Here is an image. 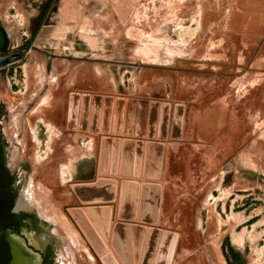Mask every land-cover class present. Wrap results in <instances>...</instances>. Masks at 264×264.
I'll list each match as a JSON object with an SVG mask.
<instances>
[{
  "label": "rangeland",
  "instance_id": "obj_1",
  "mask_svg": "<svg viewBox=\"0 0 264 264\" xmlns=\"http://www.w3.org/2000/svg\"><path fill=\"white\" fill-rule=\"evenodd\" d=\"M0 22L9 50H26L0 68V125L24 162L15 178L25 174L52 219L51 264H104L69 211L81 205L72 183L121 175V157L119 175L99 173L102 138H120L121 150L125 139L160 134L172 141L157 222L138 219L139 197L137 217L116 221L175 232L171 264H264V0H0ZM75 82L121 95L75 89L64 100ZM73 98L76 125L68 127ZM177 103L185 116L174 137ZM87 132L102 133L98 146ZM143 167L135 179H145ZM113 180L112 201L81 207L107 205L113 215L122 178ZM110 239L107 252L123 264Z\"/></svg>",
  "mask_w": 264,
  "mask_h": 264
},
{
  "label": "water",
  "instance_id": "obj_2",
  "mask_svg": "<svg viewBox=\"0 0 264 264\" xmlns=\"http://www.w3.org/2000/svg\"><path fill=\"white\" fill-rule=\"evenodd\" d=\"M0 50L3 51V49ZM25 54L26 50H19L9 54L0 55V68L23 58ZM123 103V98L120 97L117 99V106L119 108L118 127L121 125ZM177 108L176 122L178 121L177 124L179 126L176 128L177 133H175V135L180 133L183 118V104L177 103ZM73 125L74 120L71 118V113H69L68 127H72ZM128 140L130 143H124L121 161V175H125L130 170L128 165L130 164L131 148L134 141L132 139ZM104 143L105 142L103 141L100 151L101 171L105 170V166L108 163L106 151H103ZM118 143V138L113 139V144L115 145L114 151L118 149ZM142 144L143 142L141 140H136V147L140 151V155L137 156L136 159L138 167H140ZM163 147V143L158 141L146 143L143 170V176L146 178L145 181H142L140 185L137 181H122L119 193V212L117 214L119 218L132 219L135 217V204L137 197H139L138 219L152 224L157 222L161 195V185L157 183V180L160 177L161 172ZM115 162L116 156L112 157L110 164L114 166ZM138 172L139 171L136 173L137 176H139ZM18 185V179L12 178L5 168L0 142V264H7L10 254L9 247L3 236L4 229L18 228L21 224L20 219L10 212L11 204ZM116 186V181L110 177L103 178V176L97 177L96 180L90 182L78 181L72 183V189L79 203H81L80 206L78 204H75L74 206L71 205L73 207L69 211H72V214L74 215L75 222L73 221V223L81 234L84 233V235L88 237V241L91 245H102L97 251L100 254L106 252V247L97 234L92 231V225L85 213H87L89 218L98 227L102 237L106 240L110 228L109 219L111 208L107 205H85L84 211H82L81 206L91 202L112 201L117 195ZM144 231V227L133 224L130 226L127 222L114 221L112 223L110 244L118 253L123 264H131L132 253L133 263L135 264L142 245L143 251L141 253L139 264H152L153 260V264H169L174 254L177 234L171 230H162L153 225L147 229L146 233H144ZM89 235L92 236V239H90ZM160 235L161 240L156 254L155 251ZM105 259H108V264H117L109 253H104V255H102L103 262H105Z\"/></svg>",
  "mask_w": 264,
  "mask_h": 264
},
{
  "label": "flooded vegetation",
  "instance_id": "obj_3",
  "mask_svg": "<svg viewBox=\"0 0 264 264\" xmlns=\"http://www.w3.org/2000/svg\"><path fill=\"white\" fill-rule=\"evenodd\" d=\"M0 49H3V51L0 50V55L22 50H9L8 34L1 22ZM6 136L0 125V142L4 165L9 175L15 178L17 171L20 170L21 166H24V162L21 161L18 154L19 147L13 145L12 139ZM18 181L19 185L12 201L10 212L20 219L21 224L18 228H5L3 231V236L10 252L7 264H36L37 261L38 264H51L53 254L49 245L55 244L50 241L52 240V233L49 231V227L52 219L34 203L31 188L25 181V174H22ZM39 210L44 216L39 213ZM39 245L44 246L40 248ZM18 254L23 257L19 256L20 258H16Z\"/></svg>",
  "mask_w": 264,
  "mask_h": 264
},
{
  "label": "bare ground",
  "instance_id": "obj_4",
  "mask_svg": "<svg viewBox=\"0 0 264 264\" xmlns=\"http://www.w3.org/2000/svg\"><path fill=\"white\" fill-rule=\"evenodd\" d=\"M72 96H74V95H72ZM76 98H77V96H76ZM72 99V104H73V108L71 107L70 108V113H71V118L74 120V127H75V125H76V114H75V111H76V109H75V107H74V105H77V99ZM97 98L101 101V99H100V97H95L94 98V108H96L97 106H98V100H97ZM113 97L112 96H108L107 98H106V103H108L109 104V102H111L112 103V101H113V99H112ZM120 98V97H119ZM121 98H123V97H121ZM124 99V98H123ZM88 103H89V96H83V101H82V107H83V109H82V113H81V119H80V125H86L87 124V121H88V119L87 118H85L84 116H86V114H84L85 112H84V109H86L87 110V107H88ZM152 104H153V101H152ZM124 106H125V99H124V103H123V111H122V118H121V125H120V127H118V125H117V122H119V120H118V116H119V108L117 109V113H116V118H115V125H114V132L115 133H120V132H122V129H123V118H124ZM107 109V113H110V105L109 106H106L105 107V110ZM177 110H178V108H177ZM72 113H73V115H72ZM97 113H98V110L97 109H94V112H93V116H96L94 119H92V122H91V127H93V128H91V129H95V127H97L98 125H97ZM184 116H185V113H183V118H182V122H181V129H180V133L179 134H177V135H175V133H177V131L176 132H174V137H178V135L180 136L182 133H181V130H182V128H183V122H184ZM87 117V116H86ZM105 119V118H104ZM179 120V119H178ZM108 126H109V121L108 120H104V122H103V130H107V128H108ZM82 127V126H81ZM153 134H155V131H154V129L152 128V124L150 123V126H149V130H148V136H151V135H153ZM160 138L161 139H165L166 138V135H161L160 136ZM119 139V143H118V149L116 150V151H114V147H115V145L113 144V140L110 138V137H103L102 138V141H101V148H102V142L104 141L105 143H104V146H103V151L105 152L106 151V158H108V163H107V165L105 166V170L104 171H101V169H100V162H99V173H101V174H106V173H108V172H110V174L111 175H115L116 173H117V171H118V167H119V160H120V157H121V161H122V155L121 154H123V148H124V143L125 142H129V140L128 139H125L124 141H123V147H122V149L120 150V146H121V139L120 138H118ZM129 139H132V138H129ZM126 140H128V141H126ZM133 141H134V143H133V145H132V148H131V160L129 161V168H130V170H129V172L128 173H126L125 175H121L122 176V179L124 178V176H127V177H129V178H138V177H140L141 176V174H142V163H143V161H144V163H145V145L146 144H144V142H143V144H142V149H141V159H140V167H138L137 165V156H139L140 155V151H139V149L136 147V140L135 139H132ZM149 142H155V141H149ZM130 143V142H129ZM163 145H164V149H163V157H162V164H161V172H160V177L158 178V180H157V183H159L160 182V180H161V177H162V170H163V162H164V156H165V144L163 143ZM131 146V145H130ZM134 147H136L135 149H134ZM101 151V150H100ZM116 156V162H115V164H114V166H112V164H110V162H111V159H112V157H115ZM102 165V164H101ZM110 168V169H109ZM111 170H112V172H111ZM143 170H144V167H143ZM137 171H139L138 173H139V176H137L136 175V173H137ZM120 172H121V168H120ZM131 173H133V175L132 176H128V175H131ZM117 174H119V173H117ZM121 174V173H120ZM144 177V176H143ZM141 179V178H140ZM124 180H126V181H135V179H125L124 178ZM146 180V178L144 179V181ZM122 181L123 180H121V181H119V183H122ZM140 185V184H139ZM117 186H118V183H117ZM121 188V187H120ZM120 197V196H119ZM20 201V200H19ZM117 202H118V206H119V200H117ZM89 206V205H88ZM100 206V205H99ZM84 207L85 206H83V208L81 207V209H84ZM110 207V206H109ZM111 208V207H110ZM82 211H84V210H82ZM118 211H119V208L117 207V213H118ZM70 214H71V216L73 217V219H74V215L72 214V211L70 212ZM86 214V216L88 217V219H89V221H90V223H91V225H92V231H94L96 234H97V236L101 239V241L103 242V244H104V246L106 247V252H104V253H109V252H107V250H108V248H107V246H106V244H105V239H103L102 238V235H101V233H100V231L98 232V230H96L95 229V224H94V222L89 218V216L87 215V213H85ZM112 214V210H111V213H110V219H111V215ZM117 215V214H116ZM137 217V211H136V214H135V217L134 218H136ZM109 219V221H110V225H109V230H108V234H107V238H106V240H108V238H109V234L111 233V228H112V226H111V220ZM133 219V218H132ZM75 221V220H74ZM114 222V221H113ZM131 224H132V222H131ZM95 225V226H94ZM130 225V224H129ZM133 225H138V224H133ZM131 226V225H130ZM138 226H141V225H138ZM97 227V226H96ZM141 227H144V226H141ZM98 228V227H97ZM144 229H145V231H144V233H146V231H147V228L146 227H144ZM84 234V233H83ZM86 236V235H85ZM89 237H90V239H92V236H90L89 235ZM160 237H161V235L159 236V238H158V245H157V248H156V251H155V253L157 254V251H158V246H159V240H160ZM86 238L88 239V237L86 236ZM111 240V239H110ZM109 240V241H110ZM107 243H108V241H107ZM94 247H95V249H97V251H98V249H100L101 247H102V245H94ZM100 247V248H99ZM108 247H110V246H108ZM112 249V248H111ZM114 249V248H113ZM110 250V249H109ZM115 250V249H114ZM113 250H110V252H112ZM116 251V250H115ZM142 251H143V245L141 246V249H140V251H139V256H138V258H137V260H136V263L135 264H139L140 263V255H141V253H142ZM104 253H102V254H100V256H101V260H102V255H104ZM117 253V252H116ZM110 255H111V257L114 259V261L117 263V264H121V263H119V261L116 259V257H115V254L114 255H112L111 253H109ZM117 255H118V253H117ZM23 257V256H21V255H19L18 254V256L16 255V258H18V257ZM19 257V258H20ZM104 257V256H103ZM24 260V259H23ZM172 260V259H171ZM172 261H170V263H171ZM104 264H108V259H105V262H103ZM123 263V262H122ZM154 263V260H153V262H152V264ZM169 263V264H170ZM131 264H134L133 263V253H132V257H131Z\"/></svg>",
  "mask_w": 264,
  "mask_h": 264
},
{
  "label": "crops",
  "instance_id": "obj_5",
  "mask_svg": "<svg viewBox=\"0 0 264 264\" xmlns=\"http://www.w3.org/2000/svg\"><path fill=\"white\" fill-rule=\"evenodd\" d=\"M60 86V85H59ZM64 87H66V86H64ZM83 87V88H82ZM61 89H63V87H61ZM60 89V90H61ZM79 90V89H83V90H86V91H95V92H100V93H102V92H104V93H111V94H114L113 92H108L107 90H103L102 88H99V87H95V86H92V85H87V84H81V83H79V82H75L74 83V85L73 86H71V88H69V89H63L64 91H65V95H64V100L66 99V96H67V94L70 92V91H72V90ZM86 94H89V93H86ZM115 96H119V95H121V94H119V95H116V94H114ZM59 97V96H58ZM59 99V98H58ZM171 99V98H170ZM180 101V100H179ZM125 117H126V115H125ZM156 117H157V115L156 114H154V115H152V118L154 119V121H156ZM149 121H150V119H149ZM175 121H176V119H175ZM151 122V121H150ZM124 125H126V122H125V124ZM150 125V124H149ZM149 130V129H148ZM124 131H125V126H124V130H123V133H122V136L123 137H131V136H125L124 135ZM155 131V130H154ZM87 133H89V134H92L93 136H95L96 137V144H97V146L99 145V138L101 137L102 138V133H100L101 134V136H99V134L98 133H90V132H87ZM119 136L121 135V134H118ZM161 135H166V134H160V136ZM153 135H151V136H149V137H152ZM160 136H159V138L157 139V140H150L147 136H145V137H131L132 139H136V140H145L144 142L145 143H147V142H149V141H155V142H161V143H164L165 144V146H166V151H167V142L168 141H172V139H168V140H166V138L165 139H160ZM167 137V136H166ZM147 139V140H146ZM99 148V147H98ZM165 155H166V153H165ZM164 159H165V156H164ZM119 166H120V160H119ZM164 173V172H163ZM119 175V174H118ZM120 178H122V176L121 175H119V176H117V178L116 177H112V179H115V180H120ZM124 178H126V179H129V177H124ZM124 178L122 179V180H124ZM135 179V178H134ZM142 179V178H141ZM135 181H137L139 184L142 182V181H140V178H139V180L138 179H135ZM144 181V180H143ZM117 183H118V181H117ZM158 184H160V185H162V183H161V181L158 183ZM74 204H76V203H74ZM80 204V203H79ZM71 205H73V204H71ZM117 211L115 210L114 211V213H113V215H112V217H113V219H114V221H116V219H115V217H118L117 215ZM134 222V221H133ZM129 224H131L130 222H129ZM171 264V263H170Z\"/></svg>",
  "mask_w": 264,
  "mask_h": 264
}]
</instances>
